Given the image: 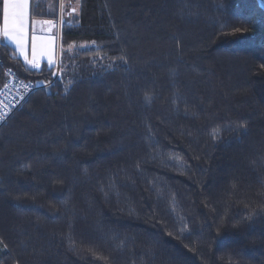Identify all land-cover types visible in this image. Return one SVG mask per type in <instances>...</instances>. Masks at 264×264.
I'll list each match as a JSON object with an SVG mask.
<instances>
[{
	"label": "trees",
	"instance_id": "obj_1",
	"mask_svg": "<svg viewBox=\"0 0 264 264\" xmlns=\"http://www.w3.org/2000/svg\"><path fill=\"white\" fill-rule=\"evenodd\" d=\"M77 2L55 64L0 41L39 87L0 127V264H264L256 0Z\"/></svg>",
	"mask_w": 264,
	"mask_h": 264
},
{
	"label": "crops",
	"instance_id": "obj_2",
	"mask_svg": "<svg viewBox=\"0 0 264 264\" xmlns=\"http://www.w3.org/2000/svg\"><path fill=\"white\" fill-rule=\"evenodd\" d=\"M39 1L43 0H30L29 19L26 28L25 50L23 55L19 54V51L16 49V46L11 41L7 40L2 34H0V41L12 47L16 54L19 56V58L28 66L32 65L33 61L36 65L41 63L50 64L51 61L52 65L55 64L57 60L58 36L56 35V33H48L49 24H51L53 21L49 19H40L35 17L33 18L32 6L34 3H38ZM56 10L57 6L55 0L53 2V5L51 6L52 14L50 15L52 17H54V13ZM2 27L3 16L0 24V28ZM34 35L37 37L35 55L33 54ZM25 56L27 57V62L25 61ZM2 83L3 80H0V86L2 85Z\"/></svg>",
	"mask_w": 264,
	"mask_h": 264
},
{
	"label": "snow or ice",
	"instance_id": "obj_3",
	"mask_svg": "<svg viewBox=\"0 0 264 264\" xmlns=\"http://www.w3.org/2000/svg\"><path fill=\"white\" fill-rule=\"evenodd\" d=\"M2 9L3 16V27L0 28V34H2L7 40L11 41L16 49L19 51V54L23 55L25 50V37H26V28L29 19V10H30V0H2ZM52 25L49 24V27ZM36 40L37 37L33 36V54L35 55L36 50ZM51 43V42H49ZM25 61L27 62V57L25 56ZM51 65V61H50ZM33 67H38L35 62H32ZM9 75H12L9 72ZM8 85L5 84V88ZM4 92L0 91V96H3ZM12 107L11 103L7 104L5 101L0 100V121L4 120V117L7 115V108Z\"/></svg>",
	"mask_w": 264,
	"mask_h": 264
},
{
	"label": "built area",
	"instance_id": "obj_4",
	"mask_svg": "<svg viewBox=\"0 0 264 264\" xmlns=\"http://www.w3.org/2000/svg\"><path fill=\"white\" fill-rule=\"evenodd\" d=\"M58 21L51 23L52 26L49 27L48 33H53L55 29L56 32L58 31L60 25V21ZM0 69L3 75V85L0 87V91L4 92V95L0 96V100L5 101L6 104L10 102L12 105V107L6 109L7 115L4 117L3 121H0L1 127L39 87L30 81L21 79L9 68L4 67L1 59ZM9 72H11L12 75H9ZM5 84L8 85L7 88H5Z\"/></svg>",
	"mask_w": 264,
	"mask_h": 264
},
{
	"label": "rangeland",
	"instance_id": "obj_5",
	"mask_svg": "<svg viewBox=\"0 0 264 264\" xmlns=\"http://www.w3.org/2000/svg\"><path fill=\"white\" fill-rule=\"evenodd\" d=\"M43 1L47 3V6H48L49 12H50L51 6L53 5V2L55 0H43ZM56 6H57V12L55 13V15L57 14L56 15L57 19L55 18V15H54V18H55V21L59 20L61 22L62 20L67 18V16H69V14H73L77 11L78 2H77V0H56ZM55 21H53V22H55ZM57 32H56V29L53 31V33H56V35H57ZM29 66L31 68H33L32 65H29ZM34 68H38V67H34ZM2 85H3V83H2Z\"/></svg>",
	"mask_w": 264,
	"mask_h": 264
},
{
	"label": "water",
	"instance_id": "obj_6",
	"mask_svg": "<svg viewBox=\"0 0 264 264\" xmlns=\"http://www.w3.org/2000/svg\"><path fill=\"white\" fill-rule=\"evenodd\" d=\"M258 7L264 12V0H256Z\"/></svg>",
	"mask_w": 264,
	"mask_h": 264
}]
</instances>
